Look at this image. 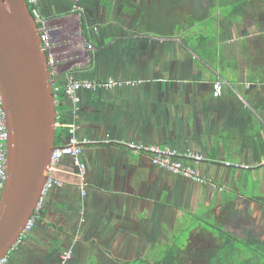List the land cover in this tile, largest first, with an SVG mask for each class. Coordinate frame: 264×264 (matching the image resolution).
Returning a JSON list of instances; mask_svg holds the SVG:
<instances>
[{
	"label": "crops",
	"instance_id": "crops-1",
	"mask_svg": "<svg viewBox=\"0 0 264 264\" xmlns=\"http://www.w3.org/2000/svg\"><path fill=\"white\" fill-rule=\"evenodd\" d=\"M215 4L81 0L80 12L73 0L38 4L37 21L51 37L54 81L74 75L141 82L80 91L78 134L92 141L82 153L87 193L78 188L70 158H63V186L45 195L40 218L8 264H56L73 247L67 264H155L168 248H211L213 233L204 226L210 215L235 237L264 240V187H258L264 186V0H248L246 14L231 24L214 18ZM197 17L207 27L199 32ZM209 19L221 31L217 39L207 31ZM203 36L210 40L205 47ZM217 81L222 93L215 96ZM131 142L207 156L202 172L224 189L157 166ZM252 186L259 194H243ZM199 210L203 219L181 225ZM185 228L192 236L181 248L177 234Z\"/></svg>",
	"mask_w": 264,
	"mask_h": 264
},
{
	"label": "water",
	"instance_id": "water-1",
	"mask_svg": "<svg viewBox=\"0 0 264 264\" xmlns=\"http://www.w3.org/2000/svg\"><path fill=\"white\" fill-rule=\"evenodd\" d=\"M27 0H0V89L8 130L0 259L16 247L41 198L56 146L50 55Z\"/></svg>",
	"mask_w": 264,
	"mask_h": 264
},
{
	"label": "built area",
	"instance_id": "built-area-1",
	"mask_svg": "<svg viewBox=\"0 0 264 264\" xmlns=\"http://www.w3.org/2000/svg\"><path fill=\"white\" fill-rule=\"evenodd\" d=\"M43 0H27L29 7L32 5L31 11L34 13L35 17L38 18V4ZM73 11L80 12L82 10L81 0H73ZM41 39L43 44L48 50L51 45V37L49 33L42 29ZM141 80L136 79H119L114 77H108L105 79H87V78H77L74 75H67L65 81L62 84H58L56 81L53 82V90L56 95V105L58 106L59 99L57 95L61 90H64L67 101L69 102V108L65 110H57L56 124L58 126L64 127L66 130L64 132V139L61 144H56L49 166V176L44 184L42 190L41 198L37 204L33 215L28 220L23 233L20 236L18 244L22 241L23 237L29 233L34 227L36 221L40 218L41 210L43 207V201L45 195L58 187L63 186V180L58 176V172L62 170V160L65 157L70 158L72 166L75 169V174L78 178V188L80 191L86 195V182L85 176L87 173V165L82 159V153L85 145L90 144L92 141L86 137H81L78 134L79 130V110H80V91H94L98 88L114 89L121 88L125 86H135L140 83ZM214 95L218 96L222 93V83L217 81L213 84ZM63 114H66L68 120L62 122ZM7 141H8V130L6 123V113L3 107L2 93L0 89V200L2 190L5 186V181L7 178ZM130 147L136 148L140 151L148 150L151 154V159L154 164L164 169H167L171 173L183 177L191 182L199 184H210L218 190H223L224 187L218 185V183L211 177H207L201 170V164L208 160V157L191 149H185L183 151L172 148V147H159L151 146L143 149L142 145L135 144L131 142ZM264 162V160H263ZM229 167L236 168H251L252 165L246 163H225ZM17 244V245H18ZM16 245V246H17ZM73 251L72 248L64 251L56 264H67V262L72 258ZM9 254L0 259V264H8Z\"/></svg>",
	"mask_w": 264,
	"mask_h": 264
},
{
	"label": "trees",
	"instance_id": "trees-1",
	"mask_svg": "<svg viewBox=\"0 0 264 264\" xmlns=\"http://www.w3.org/2000/svg\"><path fill=\"white\" fill-rule=\"evenodd\" d=\"M248 0H240L238 4L235 5L233 16H230L231 19L228 21L229 24L233 23L237 18L242 17L246 14V6ZM32 9V5H30ZM234 17V19H233ZM38 26L42 27L41 23L38 22ZM205 40L203 42L196 41V43H203V47L207 46V41L209 40L206 36H203ZM197 52L202 55V48L194 46L193 47ZM211 50L210 47H206ZM58 83V82H57ZM62 84V83H58ZM59 99V104L57 110L60 112L62 110H68L69 102L66 99L64 90H61L57 95ZM68 117L66 114H63L62 122H66ZM65 128L62 126L57 127L56 131V144H61L64 139ZM260 143V142H259ZM260 150V147H257ZM264 152V144L261 147V153ZM259 153V154H261ZM257 155L256 164L260 161V155ZM253 168V167H252ZM251 168V169H252ZM206 229H208L205 226ZM218 231H212L213 239L215 243L211 248H197V249H188L187 251H182L177 246L174 248H168L163 251L161 257L155 262V264H264V240L260 237L255 236L254 234H248L245 237H235L229 234L222 227H218ZM28 236V233L23 237L22 241L17 245L18 248L23 240ZM220 239V242L215 240ZM247 244L248 248H244L243 245ZM12 249L9 252V257ZM192 261V262H191Z\"/></svg>",
	"mask_w": 264,
	"mask_h": 264
},
{
	"label": "rangeland",
	"instance_id": "rangeland-1",
	"mask_svg": "<svg viewBox=\"0 0 264 264\" xmlns=\"http://www.w3.org/2000/svg\"><path fill=\"white\" fill-rule=\"evenodd\" d=\"M238 1H240V0H218V5L215 4L214 6H212L210 8L212 10V14L214 15V18H216L219 21H221V19L224 17L225 19H227L229 21L231 19L230 16H233L235 14L234 9H235V5L238 4ZM228 21H226V22H228ZM195 22H196V28H194L195 32H199L200 30L202 31L203 27L207 28L206 26H204V22L205 21L202 22L201 18H198V17L195 18ZM212 23H215V22L211 21L209 19V24H208L209 28H208L207 31H210L209 32L210 33V38L213 40V39H217V35L221 34V31H217L216 26H211L210 27V25ZM196 40H194V41H196ZM208 41H210V40H208ZM53 62H54V65L58 63L54 59H53ZM261 183H263V181H261ZM258 187H260L262 189L264 186L258 185ZM241 190H242V192H244L243 194H250V195L259 194V191L257 189L254 191L253 186H252V190H250V192H247V191L245 192V189H243V188ZM202 216H203V212L201 210H199L197 213H195V214H193L191 216L186 214L185 215L186 218L182 221L181 225L183 226V225H185L188 222H193L194 224H196L195 220L198 223L199 222L198 218L203 219ZM204 221L207 222V225H204V226H206L211 231H216V230L211 228L210 226H215V227L220 226L218 221H217V219L214 218L213 215H210V217L205 219ZM182 226H180L179 229H182ZM177 235H178V237H177V245L179 247L186 248V247H188L190 245V240H191L192 233H191V230H189V228H185L182 232H179ZM243 247L244 248H248V245L244 244ZM72 251L74 252V247H73ZM13 253L11 255H13Z\"/></svg>",
	"mask_w": 264,
	"mask_h": 264
},
{
	"label": "flooded vegetation",
	"instance_id": "flooded-vegetation-1",
	"mask_svg": "<svg viewBox=\"0 0 264 264\" xmlns=\"http://www.w3.org/2000/svg\"><path fill=\"white\" fill-rule=\"evenodd\" d=\"M202 0H198V2H201ZM205 1V0H204Z\"/></svg>",
	"mask_w": 264,
	"mask_h": 264
},
{
	"label": "clouds",
	"instance_id": "clouds-1",
	"mask_svg": "<svg viewBox=\"0 0 264 264\" xmlns=\"http://www.w3.org/2000/svg\"><path fill=\"white\" fill-rule=\"evenodd\" d=\"M252 167H253V166H252ZM252 167H251V168H252ZM249 169H250V168H249Z\"/></svg>",
	"mask_w": 264,
	"mask_h": 264
}]
</instances>
